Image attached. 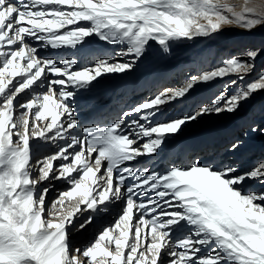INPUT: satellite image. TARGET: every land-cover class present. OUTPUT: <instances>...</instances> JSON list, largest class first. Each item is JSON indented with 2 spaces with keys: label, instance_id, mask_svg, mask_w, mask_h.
<instances>
[{
  "label": "snow or ice",
  "instance_id": "obj_1",
  "mask_svg": "<svg viewBox=\"0 0 264 264\" xmlns=\"http://www.w3.org/2000/svg\"><path fill=\"white\" fill-rule=\"evenodd\" d=\"M230 24L253 30L264 24V6L253 0L239 11L227 0H0V264H165V256L167 264H264V192L242 190L248 180L264 183V163L243 173L199 160L162 174L128 166L168 148L188 123L235 113L264 91L261 73L189 113L158 118L201 83L230 75L237 77L232 85L244 81L260 49L158 91L111 124L75 134L72 103L81 90L132 71L150 42L168 52L170 42L210 37ZM88 38L119 46L116 59L109 54L80 66L61 55L89 47ZM41 48L61 51L47 58ZM35 139L54 151L34 156ZM60 180L68 187L47 205L50 188L38 186ZM117 204L112 221L90 242L72 244L73 230L110 216Z\"/></svg>",
  "mask_w": 264,
  "mask_h": 264
},
{
  "label": "bare ground",
  "instance_id": "obj_2",
  "mask_svg": "<svg viewBox=\"0 0 264 264\" xmlns=\"http://www.w3.org/2000/svg\"><path fill=\"white\" fill-rule=\"evenodd\" d=\"M262 38H264V24L253 30H245L241 27L230 30L221 29L210 37L170 42L171 47L168 52H164L156 42H150L145 54L137 61L132 71L105 75L99 79V83L93 82L90 89L81 90L78 93L72 103L79 122L75 134L82 133L83 124L85 127L111 124L122 111L129 110L151 98L158 91L180 86L191 75L222 66L223 61L228 58H242L247 51L260 49L262 58H256L255 68L244 81H238L237 85H232L230 82L237 77L230 75L210 83H201L195 87L187 101L165 106L163 114L158 118H172L189 113L199 104L212 100L226 87L229 94L235 92L238 84L245 83L247 78L257 71L261 60L264 62V39ZM88 39L90 46L80 48L78 52L70 48L62 51L41 48L40 55L56 59L58 58L56 53L61 51L64 58H77L80 66L85 64L91 66L95 58H104L109 54L116 59L114 50L119 46L107 45L95 38ZM32 43L35 45L36 42L32 41ZM187 67L189 68L185 71ZM27 98L28 96L24 94L20 97L22 100ZM259 100H264V92L254 94L235 113L209 114L188 123L175 137L171 138L174 140L173 144L168 143V148L159 151L155 161L154 156H145L128 166L140 168L146 165L153 174H162L173 166L186 167L191 161L199 160L202 164H212L217 168L234 167L239 173L249 171L257 164L264 163V131H260L264 129V103L263 108H259L257 106ZM254 108H257L256 111ZM255 114L257 117L253 119ZM253 122L257 131H252L250 128V123ZM232 142L238 144L235 150H232ZM30 144L34 156L43 157L54 151L52 145L39 139L32 140ZM185 149L190 152L187 158H184L182 153ZM44 183L49 184V188L51 186L56 189L68 187L62 180ZM242 190L264 192V183L248 180L243 184ZM118 210L117 204L110 216L98 218L92 225L71 236V242H73L72 239L78 238L77 241L80 243L77 246L90 242V236H95L101 227L111 222ZM167 259L168 257L165 256L164 260Z\"/></svg>",
  "mask_w": 264,
  "mask_h": 264
},
{
  "label": "rangeland",
  "instance_id": "obj_3",
  "mask_svg": "<svg viewBox=\"0 0 264 264\" xmlns=\"http://www.w3.org/2000/svg\"><path fill=\"white\" fill-rule=\"evenodd\" d=\"M227 2L228 3H231V4H234L235 6H236V10L237 11H239V10H241V8H242V6L244 5V0H227ZM253 3L254 4H256V5H258V6H264V0H253ZM237 27H239V26H237V25H235V24H230V25H224L223 27H222V29H225V30H230V29H234V28H237ZM258 38V37H257ZM262 39H264V38H262ZM258 58H262V57H260V55L258 56ZM260 62V61H259ZM188 68L189 67H187L186 69H185V71H187L188 70ZM261 73H264V62L261 60V62L258 64V69H257V71L255 72V73H253L249 78H247V80H246V82H249V81H252V80H254V79H256ZM245 82V83H246ZM220 90V89H219ZM261 92H264V91H259V92H257L258 94H260ZM256 93V94H257ZM263 103H264V100H259V101H257V106L259 107V108H263L262 106H263ZM257 107V108H258ZM257 108H254V111H256V109ZM240 110V109H239ZM255 117H257V115L255 114L254 116H253V119L255 118ZM167 118V117H166ZM165 118V119H166ZM173 118V117H172ZM254 122L253 123H250V128H255L254 127ZM83 126L85 127V124H83ZM246 127H244V129H245ZM263 134V133H262ZM234 142V141H233ZM232 142V143H233ZM168 143L169 144H173L174 143V140H172V139H170L169 141H168ZM234 144V143H233ZM232 144V145H233ZM229 146H231V145H229ZM156 157H157V155H154V161L156 160ZM192 162V161H191ZM253 168V167H252ZM44 187H50V185L49 184H47V183H42V184H40L39 186H38V188L39 189H43ZM62 189H56V187H54V186H51V188H50V193H48V195H47V197H46V203H47V205H50L51 204V202L57 197V195H58V193L60 192V191H63V190H65L67 187H61ZM246 192H251V191H249V190H247ZM45 217L47 218L48 217V214H47V211H46V213H45ZM96 220H98V218L96 219ZM95 220V221H96ZM79 231H75V230H73L72 232H71V236H74V235H76L77 233H78ZM87 232V231H86ZM90 238H91V240L94 238V236L92 237V235L90 236ZM79 239V238H78ZM78 239H72L73 240V242H72V244L73 245H75V246H77L79 243H80V241H77ZM165 264H167V260H165Z\"/></svg>",
  "mask_w": 264,
  "mask_h": 264
}]
</instances>
